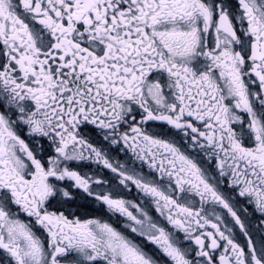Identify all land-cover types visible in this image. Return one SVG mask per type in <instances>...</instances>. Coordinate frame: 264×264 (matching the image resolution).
I'll use <instances>...</instances> for the list:
<instances>
[{
    "label": "snow or ice",
    "instance_id": "6c2138e0",
    "mask_svg": "<svg viewBox=\"0 0 264 264\" xmlns=\"http://www.w3.org/2000/svg\"><path fill=\"white\" fill-rule=\"evenodd\" d=\"M0 264H264V0H0Z\"/></svg>",
    "mask_w": 264,
    "mask_h": 264
}]
</instances>
